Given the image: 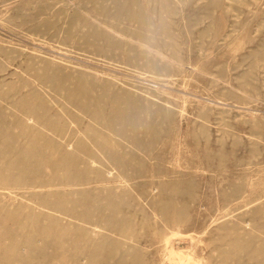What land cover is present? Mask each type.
<instances>
[{
    "label": "rangeland",
    "instance_id": "1",
    "mask_svg": "<svg viewBox=\"0 0 264 264\" xmlns=\"http://www.w3.org/2000/svg\"><path fill=\"white\" fill-rule=\"evenodd\" d=\"M0 264H264V0H0Z\"/></svg>",
    "mask_w": 264,
    "mask_h": 264
}]
</instances>
